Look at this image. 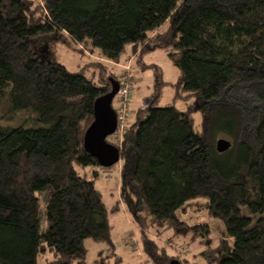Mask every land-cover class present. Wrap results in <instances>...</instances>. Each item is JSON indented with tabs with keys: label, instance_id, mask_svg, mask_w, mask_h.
Returning <instances> with one entry per match:
<instances>
[{
	"label": "trees",
	"instance_id": "1",
	"mask_svg": "<svg viewBox=\"0 0 264 264\" xmlns=\"http://www.w3.org/2000/svg\"><path fill=\"white\" fill-rule=\"evenodd\" d=\"M57 43L113 63L128 47L140 55L165 50L180 71L176 83L166 82L140 58L156 91L120 147L121 198L155 264L188 260L144 235L148 218L158 234L200 240L202 264H264V116L223 154L207 135L208 127L214 140L239 128L225 112L228 85L254 87L264 105V0H0V264H38L47 252L46 264H86V240L114 247L102 193L75 166H99L84 135L115 78L99 85L69 72L50 51ZM165 87L175 100L194 97L193 106L157 107ZM20 113L29 126L3 124ZM198 199L221 224V240L178 217Z\"/></svg>",
	"mask_w": 264,
	"mask_h": 264
},
{
	"label": "rangeland",
	"instance_id": "2",
	"mask_svg": "<svg viewBox=\"0 0 264 264\" xmlns=\"http://www.w3.org/2000/svg\"><path fill=\"white\" fill-rule=\"evenodd\" d=\"M42 4V0H37ZM169 23H166L161 32L168 29ZM53 51L55 57L62 63L69 72H83L87 78H92L99 85L107 81L108 78H115L116 81L124 83L127 69L133 74L128 83L131 91V103L129 105L128 128L134 122L131 118L132 112L135 115L140 109L151 105L155 93V76L152 70L143 71L140 58L148 64H154L162 73V79L166 82L176 83L180 79L179 69L172 63L165 50H155L140 55L139 51L133 47H128L119 63H113L99 58L90 53L85 47L71 48L63 43L50 45V51ZM95 62H104L106 65H93ZM116 64V65H114ZM111 84V83H110ZM121 86V84H120ZM255 88L244 87L241 83H232L227 87L224 99L226 100L225 112L239 118V128L235 135L228 137L226 134L219 133L218 138L214 140L207 129L208 141L217 146L220 139H226L232 143V146L239 140L240 133L245 129L252 133L260 118L264 116V105L255 97ZM176 91L171 87H165L162 90V98L156 104L157 107L176 106L181 110H187L188 106H193L195 98L186 94V102L175 100ZM7 107V106H6ZM5 107V108H6ZM224 112V113H225ZM27 113L16 115L15 119L6 120L4 125H19L24 121L25 126H29ZM195 127L199 132L204 129L203 116L200 112L194 113ZM109 143L115 144L116 140L110 139ZM217 151V150H216ZM223 154V153H219ZM123 159L110 168L100 166H79L75 169L79 175L87 180L94 182L96 188L102 193L104 203L108 209L109 223L112 228L113 249L109 248L107 243H97L88 239L85 241L87 251L86 264H155L153 259L145 252L143 244V234L141 228L133 220L132 215L127 209L124 200L121 198V171ZM178 217L181 221L190 226H209L211 228L212 242L221 240L223 229L219 221L210 218L208 214V204L204 199H198L188 202L178 211ZM144 235L154 241L159 247H166L170 256H179L180 259H187L185 264H202L199 253L205 248L200 240H195L189 236H173L172 231H166L158 234L159 231L154 227L151 218L145 222ZM200 241V242H199ZM53 259L49 252L42 255L38 264H46Z\"/></svg>",
	"mask_w": 264,
	"mask_h": 264
},
{
	"label": "water",
	"instance_id": "3",
	"mask_svg": "<svg viewBox=\"0 0 264 264\" xmlns=\"http://www.w3.org/2000/svg\"><path fill=\"white\" fill-rule=\"evenodd\" d=\"M111 91L97 98L94 103V122L84 135V148L88 154L94 157L99 166L110 168L119 163L121 148L109 143L108 138L117 129V112L113 107V101L119 92L120 84L111 79ZM232 147V143L226 139L217 142L218 153H225ZM170 264H181L174 260Z\"/></svg>",
	"mask_w": 264,
	"mask_h": 264
},
{
	"label": "built area",
	"instance_id": "4",
	"mask_svg": "<svg viewBox=\"0 0 264 264\" xmlns=\"http://www.w3.org/2000/svg\"><path fill=\"white\" fill-rule=\"evenodd\" d=\"M132 75V73H129V69H127L126 77L124 79L125 82L120 83L121 86L119 92L113 101L114 108L117 112V129L115 133L108 138V141L110 139L116 140V143L114 145L117 147H121L123 138L128 131L127 118L132 96L130 91L131 89L128 83L131 81Z\"/></svg>",
	"mask_w": 264,
	"mask_h": 264
},
{
	"label": "crops",
	"instance_id": "5",
	"mask_svg": "<svg viewBox=\"0 0 264 264\" xmlns=\"http://www.w3.org/2000/svg\"><path fill=\"white\" fill-rule=\"evenodd\" d=\"M114 65H116V64H114ZM132 101V100H131ZM134 113L132 112V114H131V118H133L135 115H133Z\"/></svg>",
	"mask_w": 264,
	"mask_h": 264
},
{
	"label": "clouds",
	"instance_id": "6",
	"mask_svg": "<svg viewBox=\"0 0 264 264\" xmlns=\"http://www.w3.org/2000/svg\"><path fill=\"white\" fill-rule=\"evenodd\" d=\"M113 107H114V105H113ZM120 148V147H119Z\"/></svg>",
	"mask_w": 264,
	"mask_h": 264
}]
</instances>
